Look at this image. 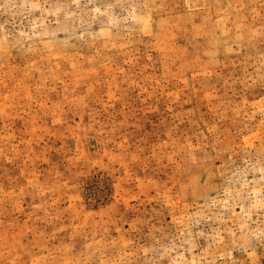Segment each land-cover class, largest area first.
I'll return each mask as SVG.
<instances>
[{"label":"rangeland","instance_id":"obj_1","mask_svg":"<svg viewBox=\"0 0 264 264\" xmlns=\"http://www.w3.org/2000/svg\"><path fill=\"white\" fill-rule=\"evenodd\" d=\"M0 264H264V0H0Z\"/></svg>","mask_w":264,"mask_h":264}]
</instances>
